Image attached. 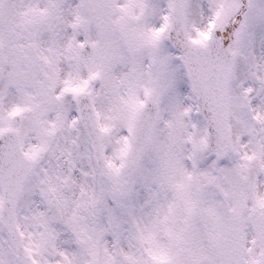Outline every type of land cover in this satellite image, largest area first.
<instances>
[{"label": "snow or ice", "instance_id": "1", "mask_svg": "<svg viewBox=\"0 0 264 264\" xmlns=\"http://www.w3.org/2000/svg\"><path fill=\"white\" fill-rule=\"evenodd\" d=\"M0 264H264V0H0Z\"/></svg>", "mask_w": 264, "mask_h": 264}]
</instances>
